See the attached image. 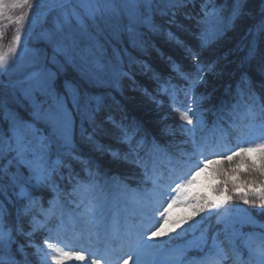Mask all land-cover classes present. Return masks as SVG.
<instances>
[{
  "label": "snow or ice",
  "instance_id": "obj_1",
  "mask_svg": "<svg viewBox=\"0 0 264 264\" xmlns=\"http://www.w3.org/2000/svg\"><path fill=\"white\" fill-rule=\"evenodd\" d=\"M210 3L213 5L211 8L208 7ZM161 4L164 5L163 8ZM189 4H194V0H51L47 12L38 19L30 17L28 13L15 19L14 23L19 27L12 43L6 51L0 50V76L10 73L16 76L6 86L11 102L16 107L10 106L9 100L0 96V194H3L4 182L7 180L8 186L14 189V195L25 203L17 209L15 226H9L3 221L5 213L0 204V264H21L16 260L15 252L24 254L27 264L25 247L35 250L39 264H70L86 260L88 264H100L101 259L104 264H119L122 256L113 255L117 251L127 255L123 264H128L129 260L132 264H157V256L163 246L187 232V229L183 232H177V229H182L184 224L201 213H207V217L201 216L196 224L215 215L218 222H224L225 235L223 241L212 238L210 250L201 258L200 264H224L225 261H231V264H252L253 259L256 264H264V236L253 247L251 234L246 236L234 228L229 232L228 229L234 222L231 217L234 209L227 207L234 198H238L244 204L260 209L258 214H264V118H261L264 117V104H258L259 98L253 94V102L247 105L246 115L242 117V121L246 119L248 122L237 123L233 120L229 125L230 131L237 133L235 145L225 144L221 147L228 135L223 131L215 143L209 141L205 136L198 135L204 125L201 106L209 97L194 94L196 87L204 82L205 68L198 64L196 74L188 73L172 61L171 57L169 61L172 71L187 82V87L178 90L168 80L160 84L159 91L168 96L170 107L178 113L179 120L184 122L178 125V130L185 137L182 143L190 147L182 149L179 157L166 158L170 175L176 171L177 165L184 170L176 179H170L168 184L161 183L164 176L157 164V153L163 150L155 140L151 142V148H146V134H141L138 125H117L121 132L120 143L128 145V151L121 153L110 148L107 151L113 161H123L142 169L144 183L150 182L152 185L146 196L136 199V203L140 205L138 222L121 227L119 221H114L111 230L105 231L103 254L83 247L75 249L72 244L60 238V232L66 229L67 224L75 226L77 222L84 223L89 226L87 230L91 233L92 227L98 223L99 198L95 194L101 188L100 172L98 166L75 154L74 115H80L94 125L95 113L101 108V98L91 95L88 89L101 83V76L108 72L120 74L118 70L107 67L97 59L91 49H81L79 39L90 35L89 29H110L114 35L126 32L135 44L136 38L142 35V27L151 32L160 31V26L153 19L155 15H170L168 23H176L177 13ZM245 4L246 0H231V7L225 15L226 5L217 7L214 0H204L200 8L202 15L197 19L199 32L196 38L199 40V47L206 49L247 15ZM35 6L33 0H0V18L17 7L33 10ZM48 16H51L50 21ZM184 16L186 19L193 18L187 13ZM259 17L245 33L247 54L242 64L258 60V71L264 76V49L261 48L264 44V7L261 8ZM25 20L28 21L27 27ZM37 23L41 24V30L33 34ZM45 23L50 26L43 27ZM177 27L183 26L177 24ZM167 36L170 41L186 48L184 42L172 32L169 31ZM30 39L50 48L51 55L45 49L30 48ZM186 51L193 60H199V54L191 48H186ZM89 56L92 58L89 59ZM211 68L210 65L208 70ZM70 71L75 74L72 79H69ZM155 78L160 80L158 74H155ZM241 82L248 83L246 74L242 76ZM181 92L185 98L183 101L178 99ZM238 106L239 101L232 106V110ZM17 107L23 110V114L17 111ZM227 110V103L222 102L218 108L220 120L224 119ZM113 123L115 124L114 121ZM81 128L83 136V125ZM93 131L95 132V128ZM162 132L166 135L176 134V130L171 127L163 128ZM253 133L254 139L246 138ZM85 142L94 144L98 151H104L101 146L96 145L92 134L85 137ZM53 146L55 160L52 159ZM61 156L79 161L86 176L81 180L78 178L79 173L69 171V182L75 181L72 195L80 198L76 207L81 211L75 217L68 214L67 222L61 212L57 217L58 223L52 228L49 227V222L56 215V209L61 207L58 196L49 201L48 209H44L41 203L43 197L33 193L58 190L54 175L64 179L60 169H71V165L61 159ZM211 156L235 162V166L227 170H212L213 178H218L221 182L213 188L212 194L191 193L190 186L208 164L221 163L220 160H210ZM202 157L205 161L203 166ZM242 168L246 169L251 179H238ZM173 184L175 187H172ZM177 203L190 207L192 215L174 217L172 208ZM235 210H239L238 206ZM24 217L30 218V231H25L20 222ZM246 222H253L251 216L246 217ZM38 231L48 233L43 246L31 239ZM171 233H176V236ZM19 236L28 238L26 243H19ZM205 246H208V241L202 236L199 250L203 252ZM245 249L248 253L247 260L243 255ZM174 251L176 254L172 257L173 264H182L185 249Z\"/></svg>",
  "mask_w": 264,
  "mask_h": 264
},
{
  "label": "trees",
  "instance_id": "obj_2",
  "mask_svg": "<svg viewBox=\"0 0 264 264\" xmlns=\"http://www.w3.org/2000/svg\"><path fill=\"white\" fill-rule=\"evenodd\" d=\"M203 2L204 0H194V4H189L186 8L180 9L176 15V23H168L171 18L170 15H155L153 19L160 26V31L151 32L142 27V35L136 39L135 44L130 45V42L120 43L121 40L118 41V38L120 36L124 37L122 33L119 35L110 34V37H114L112 46L115 49L117 48L119 55L111 65L120 74H116L108 84L102 83L88 89L91 95L101 98V108L99 112L95 113L94 125L89 124L86 118L82 119L80 115H74L73 145L75 154L83 159L98 161L103 170L106 169L110 174L117 175L122 179L131 177L135 165L123 161H113L107 149L110 148L121 153L128 151V145L120 143L121 132L120 127H117V125L124 127L132 124L138 125L141 134H146V140L153 137L159 140L160 135L165 137L159 132L162 118H166L168 122L176 121L178 113L170 108L166 98L162 97L163 103L158 106L153 101L154 94L152 93L155 85L152 82V77L155 73L163 75L171 72L176 79L179 78L171 69L169 57L180 65L183 71L188 73L196 74V66L198 64L203 66L205 68V85L204 87L198 85L195 93L209 94L213 101L222 96L223 92L237 86L238 83L242 84L241 78L245 74L253 87L256 86L258 81H264V76L258 71V60L242 64V60L247 54L245 33L248 27L259 20V13L261 8L264 7V0H246L245 11L247 15L237 21L236 25L227 31L221 39L211 43L206 49L199 47V40L196 38V34L199 32L197 19L202 15L200 8ZM214 3L217 7L226 5L225 15L227 9L231 7V0H214ZM212 6L211 3L208 5L209 8ZM163 7L162 4L161 8ZM184 13L191 15L193 18L186 19ZM177 24L183 27L178 28ZM169 31L182 40L186 48H191L193 52L198 53L199 60H193L186 48L180 47L175 41H170L167 36ZM9 35V33L6 34L7 37ZM229 47H233V49L228 50ZM261 48L264 49V44L261 45ZM112 49L110 50V58H112L114 51ZM223 50H226V52H223ZM225 53L228 54V57H224ZM136 58L139 60L140 65L131 64L132 60ZM210 65L212 68L208 70ZM123 73H127V75H123ZM74 75L70 71L69 79H72ZM177 83L187 87V82L180 78ZM180 95L185 100L182 92ZM0 96L9 100L10 106L16 107L11 102L9 90L2 83H0ZM17 111L23 114V110L18 107ZM81 125H83V136ZM94 128L95 132L93 131ZM89 134L93 135L96 145L101 146L104 151H98L94 144L85 142V137ZM66 159L76 172H83V165L80 162L77 163L68 157ZM234 166L235 162L223 161L218 163L216 168L227 170ZM251 178L247 175L246 169L242 168L238 179ZM212 180L215 182V187L221 183L218 178L212 177ZM4 183L3 194H0V204H2L5 213L3 221L9 226H15L17 209L24 202L14 195V190L11 191L12 187L8 186L7 180ZM41 195L44 197L45 193ZM237 206L239 210H235ZM227 207L233 208L232 212L240 214L244 225H264V214H258L254 209L255 207L244 204L238 198H234ZM247 216H251L252 223L246 222ZM20 222L24 229L28 227L26 217L21 218ZM211 223L215 226L220 225L217 217L213 218ZM17 239L19 243H24V236H19ZM13 251L15 252V245ZM24 253L27 256V264H35L30 249L25 248ZM15 257L21 264L25 263L24 254L15 252Z\"/></svg>",
  "mask_w": 264,
  "mask_h": 264
},
{
  "label": "rangeland",
  "instance_id": "obj_3",
  "mask_svg": "<svg viewBox=\"0 0 264 264\" xmlns=\"http://www.w3.org/2000/svg\"><path fill=\"white\" fill-rule=\"evenodd\" d=\"M39 8H41L40 5L35 7L33 10H30L28 15L34 19H38L39 17H41L43 14H45L47 12V10H41L43 8H41V9H39ZM21 15H23L22 12L18 13L17 17L21 16ZM15 19L12 21V23L7 24L10 28H12V26L19 27V25L14 23ZM47 19L50 21L51 17L48 16ZM24 23H25V26L27 27L28 21L25 20ZM49 26H50L49 23H45L43 25V27H49ZM17 27H16V29H17ZM16 29L14 30V36L16 34ZM4 30H5V28H0V33L4 32ZM40 30H41V24L37 23L34 27V33L33 34H35L36 32H39ZM104 30H108V29H103L101 31H96L95 29H89L90 35H85L79 39V47L81 49H91L92 53H94L95 57L97 59H100V61L102 60V56L104 55L106 44L111 45V41L108 38V36L105 37V40H104L105 42H103L99 36V34L104 32ZM21 36L23 39V30H21ZM13 37H11V39L8 42V45L6 47H4V49L2 48V42H0V47L2 48V51H6L7 48L11 45ZM2 38H0V39H2ZM36 43H38V42L30 39L29 47L40 49L38 46L34 45ZM48 55L50 56L51 52ZM91 58L92 57L89 56V59H91ZM4 76L6 78V83H8V84H9L10 80L16 79V76L14 74H11V73L6 74ZM254 138H255V133H253L251 135V139H254ZM54 149H55V146H54ZM52 159L55 160L56 157H52ZM189 178H191V177H189ZM145 184L146 183H142V185L140 187H138L137 189H133V193H131L130 191H128V186L125 183L119 182L117 184L118 189H120L123 192L122 193L123 199L121 200V202L117 201L115 195H112L110 193L113 188H110L106 193L98 191L95 195L98 196V198H99V206H98L97 212H98V222L102 223L101 230H98L95 226H93L91 233H89L87 230L89 227L88 225L81 223V222H77L75 224V226H73L71 224H67L66 229L62 230L60 232V238L64 241L72 244V246L75 247L76 244L79 243L78 238H76L75 236L79 231H82V233H79V235H80V238L84 239L83 245L87 246L89 243L93 244V243L98 242V243H101L103 248H105V243H104L105 231L111 230V227H112L114 221H117V219L113 215L112 206L117 205L119 207V211L117 213V216H118V218H122L119 220L121 227H124V226L131 224L133 222H138L140 205L136 203V199H139L141 197L146 196L152 189V186L145 185ZM173 186L175 187L174 184H173ZM206 186H207V183L202 181L200 179V177L198 176V177H196L195 183H193L190 186L189 191L191 193L193 191H200L203 188H206ZM204 191L207 192L206 189ZM131 202L135 203L134 207H131ZM58 203L60 204L61 207L56 209V215L53 216V219H54V217L57 219V217L60 216V213L63 212L65 221L67 222L68 214H72L75 217L81 211V209H78V208L71 209L70 207H67L64 202H58ZM164 206L166 207L167 205L165 204ZM232 218H234V222L232 223V224H234L236 222L237 218H235V217H232ZM57 223H58V219L56 221H52L50 227L55 228V225ZM47 235H48V233H47ZM149 243H152V241H149ZM42 246H43V244H42ZM168 252L171 254L165 257V259L168 260V262L166 264H173L172 263V257H174L175 253L172 251V249L169 250ZM120 254L121 253L119 251H118V253H116V252L113 253L114 256H118ZM70 264H88V261L87 260L85 262L73 261V262H70ZM128 264H132V261L130 260L128 262Z\"/></svg>",
  "mask_w": 264,
  "mask_h": 264
},
{
  "label": "bare ground",
  "instance_id": "obj_4",
  "mask_svg": "<svg viewBox=\"0 0 264 264\" xmlns=\"http://www.w3.org/2000/svg\"><path fill=\"white\" fill-rule=\"evenodd\" d=\"M231 49H233V47H229V48H228V50H231ZM223 52H226V50H223ZM224 57H228V54L225 53V54H224ZM80 244L82 245V244H84V243H83V242L81 243V241H79L78 245H80ZM86 249H88V250H90V251H97V252H99L100 254H102V253H101L100 243H98V242L93 243V244H90V243H89V244L87 245ZM121 264H123V262H122Z\"/></svg>",
  "mask_w": 264,
  "mask_h": 264
}]
</instances>
